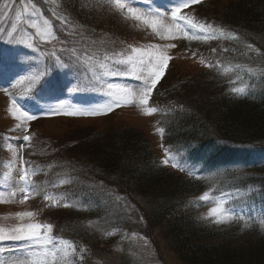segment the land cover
Returning a JSON list of instances; mask_svg holds the SVG:
<instances>
[{
    "label": "rangeland",
    "instance_id": "1",
    "mask_svg": "<svg viewBox=\"0 0 264 264\" xmlns=\"http://www.w3.org/2000/svg\"><path fill=\"white\" fill-rule=\"evenodd\" d=\"M206 1L209 0H200L199 3L182 9L181 14L188 16L191 11L198 10L200 3ZM217 1L220 4H225L234 0ZM34 2L40 9L42 18H48L53 24L59 40H80L81 42L77 44L78 49L84 48L89 53L95 52L100 59L105 53L123 52L127 55L131 52V47L147 49L149 45H160L171 59L162 78L152 90L148 105L142 106L136 102L115 107L113 111L104 115L70 116L62 113L77 109H93L112 103L115 97L108 95V93L114 90L108 89V84L127 86L139 95L143 82L131 75L106 76L98 67L95 69V74H93V71L83 61L79 63L73 61L68 68H58L54 65L55 58L51 56L53 51H56L58 55L61 53L59 51L61 44L58 41L43 43L37 38L36 46L40 49L37 52L26 48L23 44L4 43L3 41L7 40L6 35L0 37V48L16 50L17 66L14 69L16 78L43 71L47 65L49 66L48 74L39 84L46 86L48 82H54V75L57 73L61 76L60 83L62 82L64 85L62 90L50 93L48 91L42 92L37 87L39 84H37L32 90L38 88L42 93L37 91L36 97H32L28 95L30 91L28 90L29 82L27 80L16 84L15 87L12 86L15 78L12 83L7 79L0 80V197H3L6 201L0 203V227L11 229L19 224H51L53 235L55 233L54 222L58 220L60 223V219L65 217V213L73 218H86L87 214L81 215L84 210L77 213L66 210L67 207H64L63 204L68 203L72 206V203L59 192L49 191L46 193L40 188V178L44 173L41 174L43 168L35 160L36 158H39V161L42 159V156H39L36 150L37 142L40 140L41 135L50 138L59 137L60 139L61 136H65L71 130H112L125 125L141 130L150 140L159 160L162 163L165 159L169 160L166 166L171 170L198 178L202 184V191L193 197V204L188 207L189 210H198L201 216L207 218L209 209L215 206L214 202L223 198L225 194L231 193L227 196L231 203L227 204L226 207L231 208L236 215L231 220L223 223H217L214 219L210 220L221 226L233 225L237 230L258 228L264 232V195L250 185L246 187H227L234 184V182L226 178L224 168L245 165L231 163L229 166L218 168L202 160L196 161L188 156L190 154L170 153L162 143V133L158 131V129H161L160 124L165 116L163 114L164 101L156 95L158 86L160 88L162 85L170 87L172 82L174 83L175 80L181 77H190L193 80L189 84V87H191L189 91L191 92L200 89L201 92L210 93L217 97L221 91L240 96L244 94L232 93L231 89L246 87L245 94H249L264 77V53H258V47L222 27L218 28L223 29L225 35L221 36L219 32H216V38L189 40L183 38L181 33L179 34L180 38L168 40L159 38L142 21L126 18L130 16L127 13V6L135 7L146 14L149 10L158 7L162 11L165 8H170L175 0H172V3H169V0H128V5L123 12L114 11L115 0H34ZM24 3H28V0H24ZM209 5L210 3L206 7L212 9L213 6L210 7ZM23 7L24 4L21 3V0H0V28H9L10 24L15 21L16 11L22 10ZM95 8L98 11L108 12L111 16L110 20L103 18V21L98 20L97 24L92 25L90 14L94 12ZM5 12H7V15L3 14ZM95 14L104 15L105 13ZM58 17H67L69 23L66 25ZM108 22H112L113 25L107 24ZM165 23L171 24L170 12L167 13ZM181 23L183 22L181 21ZM66 28L80 35L68 36ZM57 29L63 31L65 38L58 34ZM29 31L34 32L35 30L29 29ZM207 32L211 33L213 31L207 30ZM20 38L17 37V39ZM93 41L96 42L94 45ZM168 44H174L175 47H165ZM223 48L227 49L226 54ZM216 50L217 53L214 54ZM65 54L68 56L67 53ZM212 56L214 67H208L205 59ZM201 60L204 63H201ZM218 63L220 66L215 67ZM118 67L123 68V66ZM124 70L130 71L131 68L129 66ZM77 73L82 76L81 83L77 82ZM12 96L18 97V100L22 103L21 106L30 113L45 118L26 123L14 119L8 112ZM188 104L194 106L193 103ZM146 107H155L158 111L152 115H145L144 109ZM52 110L61 114H52ZM17 125H20V127L17 128ZM24 127H27V132L23 130ZM11 129L16 130L12 131ZM30 132L32 133L29 135ZM25 135L32 138L30 143H27L26 149L24 148L26 142L23 141ZM9 145L16 151L15 160L12 152L8 149ZM165 149L168 150V155L165 154ZM239 150L246 152L244 156L247 157V161L241 160L242 163H264V149L239 148ZM25 162L28 165L29 181L35 188L33 192L28 193L29 198L27 200L24 199L25 193L19 190L22 182L18 179ZM174 163L182 164L184 170L173 167L172 164ZM33 168L37 169L35 174H32ZM48 174L55 175L57 172L54 168H51ZM67 185L68 183L63 185L58 183V189L69 188ZM14 190L17 194L12 197L10 193ZM206 191L211 194L210 201H199V197ZM129 193H115L112 191L107 193L111 198L112 205L119 204L124 208L123 211L125 210L124 214L128 226L106 229L104 233L106 243L97 250L95 248L89 249L86 245L70 238L69 240L77 248L76 254L71 257L72 264H81L80 262L84 258H87L85 264H184L171 250L167 238L161 232L159 233L158 228L151 227L148 221L145 222L142 211L135 212L138 204L146 207L147 203L134 193ZM46 195L50 199L46 200ZM34 199L37 202H34ZM53 201H58L59 206H54ZM19 212H33L34 216L20 219L16 215ZM88 223L99 227V220L96 218L89 219ZM100 230L101 232L104 231L103 228H100ZM59 233L58 228L57 234ZM80 249L84 251L81 252ZM33 250L26 241H0V261L23 258ZM94 251L95 254L92 253Z\"/></svg>",
    "mask_w": 264,
    "mask_h": 264
},
{
    "label": "trees",
    "instance_id": "2",
    "mask_svg": "<svg viewBox=\"0 0 264 264\" xmlns=\"http://www.w3.org/2000/svg\"><path fill=\"white\" fill-rule=\"evenodd\" d=\"M209 3L212 9L206 7ZM100 12L105 14H90L92 25L103 18L110 20L108 12ZM194 18L211 25L210 30L222 27L237 34L264 52V0L225 4L209 0L200 4ZM212 58H206V63L212 64ZM192 81L181 77L170 87H161L167 112L160 127L168 150L222 168L243 160L244 151L239 148H264V77L249 95L238 97L222 91L218 97L200 89L191 92ZM80 130H71L60 139L41 135L37 142L42 159L35 160L44 173L40 188L68 199L72 206L66 210L87 214L82 219L65 213L60 223L54 222V235L99 249L106 243V229L128 226L124 208L112 205L107 193L130 192L147 203L146 207L138 204L135 212L142 211L145 222L158 228L184 264H264V233L256 228L216 225L198 210H189L193 197L202 191L201 182L164 165L141 130L125 125ZM51 168L57 174H48ZM224 169L226 178L234 182L227 187L252 185L264 195V165ZM60 179H70L69 188L59 190ZM91 218L99 220V227L88 223ZM86 261L84 258L81 264Z\"/></svg>",
    "mask_w": 264,
    "mask_h": 264
},
{
    "label": "snow or ice",
    "instance_id": "3",
    "mask_svg": "<svg viewBox=\"0 0 264 264\" xmlns=\"http://www.w3.org/2000/svg\"><path fill=\"white\" fill-rule=\"evenodd\" d=\"M200 0H169L172 3L170 8H165L161 10L159 7L149 10L146 14L140 12L138 9L128 5V0H115L114 11L123 12L127 6V13L130 14L129 17L137 21H142L143 24L150 27L151 30L161 39H178L182 33L183 38L189 40H199V39H210L216 38V32H219L221 36L225 35L223 29H214L213 32L208 33L207 29L211 28V25H205L203 23L195 22L193 18L181 14L182 9L189 8L192 4L199 3ZM22 10H17L15 15V21L12 22L9 28H0V37L7 36V40L3 41L8 44H23L26 48L32 49L33 51H40L39 47L36 46L37 38L43 43H52L53 41H58L61 44L60 52L68 54V62L65 63L60 55L56 51L51 53V56L55 58L54 65L58 68H68L73 61L83 63L93 71L95 74V69L98 67L103 71L106 76H118V75H131L135 79L142 81V87L140 88L139 95L131 88L127 86H120L114 84H108V89L114 90L109 91L108 95L115 97L112 103L96 107L93 109H77L74 111L63 112L64 115L70 116H96L104 115L108 112L113 111L115 107L126 106L138 102L140 105H148L149 97L152 90L155 88L156 84L162 78L165 73V69L171 59L167 53L162 50L160 45H149L147 49H141L136 47H131V52L125 55L123 52L117 53H105L102 59L98 58L96 53H89L84 48H77V44L81 41L76 39L59 40L58 36L54 31V26L48 18H42V13L38 6L35 4L34 0H28V3H24ZM171 14V24L165 23L167 18V13ZM7 15V12L3 13ZM66 25L69 23L67 17H58ZM181 21L183 23H181ZM29 29H34V32L29 31ZM191 30V31H190ZM68 36L74 37L80 35L78 33H73L66 28ZM21 37L17 39V37ZM83 39L81 35V40ZM93 45L96 43L92 42ZM165 47L173 48L174 44H168ZM251 47V46H249ZM215 51V49H213ZM227 51V49H224ZM43 54V53H41ZM201 63H204L201 60ZM16 50L9 48H0V80L7 79L12 86L15 87L18 83H23L25 80L29 82V91L39 84L41 80L47 76L49 66H45L43 71H38L33 74H28L25 76H20L16 78V73L14 69L16 68ZM123 66V68L118 67ZM130 66L131 70L126 71ZM208 67H214L212 64H207ZM219 63L215 67H219ZM239 67V65H237ZM59 90V85L56 83L48 82L47 85L41 86V91H48L50 93H55ZM7 92V90L5 89ZM232 93L245 94L246 87L232 88ZM11 95V94H9ZM18 97L12 96L10 105L8 107V112L16 120H22L25 123L28 121L35 120L37 117L35 114L30 113L26 108L19 105ZM158 110L155 107H146L144 109L145 115H152ZM52 114H61L52 110ZM20 125H17L19 128ZM12 131L16 129H11ZM25 132L28 131L27 127L23 129ZM159 132L163 133L164 129H158ZM31 136L25 135L23 141L30 143ZM8 149L12 152V156L15 160L16 151L11 145ZM165 154L168 155V150L165 149ZM165 165L169 163L168 159L163 161ZM173 167L180 168L184 170L182 164L174 163ZM37 169H32V174H35ZM21 183L20 191L25 193L24 199L29 198L28 193L35 190L34 186L29 181V170L27 162L23 165V170L20 172L18 177ZM70 179L60 180V185L65 183H70ZM55 186V185H54ZM237 191H239L237 189ZM16 191H12L10 195L12 197L16 196ZM231 193L225 194L223 198L215 201V206L211 207L207 213V218L214 219L217 223H223L231 220L236 214L231 209L226 207L227 204L231 203L227 199V196ZM45 199H50L49 196H45ZM211 199V194L209 192L203 193L199 197V201L209 202ZM6 202L3 197H0V203ZM24 202V201H22ZM198 203V202H197ZM54 206H59L58 201H53ZM64 207H69L68 203L63 204ZM18 218L23 219L24 217L34 216L33 212H19L16 214ZM53 233V226L51 224H40V223H28L19 224L11 229H5L0 227V241L5 240H15V241H26L34 249L30 251L25 257L17 258L16 260H5L0 261V264H72L71 257L77 252L76 245L71 241L57 238ZM112 234V233H109ZM83 252V249H80Z\"/></svg>",
    "mask_w": 264,
    "mask_h": 264
}]
</instances>
